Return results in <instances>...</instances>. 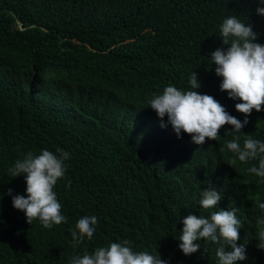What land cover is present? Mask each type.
I'll use <instances>...</instances> for the list:
<instances>
[{
    "label": "trees",
    "instance_id": "1",
    "mask_svg": "<svg viewBox=\"0 0 264 264\" xmlns=\"http://www.w3.org/2000/svg\"><path fill=\"white\" fill-rule=\"evenodd\" d=\"M255 0H0V194L24 193L22 176L7 169L42 148L70 153L55 191L67 223L43 228L0 199V264H68V258L109 241L127 239L169 264H216L215 246L184 256L179 222L199 209V190L222 191L221 209L236 207L247 260L264 264L255 236L264 225V183L228 166L231 139L224 125L216 141L177 139L148 108L168 84L187 89L195 71L198 91L243 119L218 88L210 56L220 47L228 15L247 19L264 43V19ZM241 131L264 140V105ZM166 120V118H165ZM84 215L98 219L91 240L71 246L70 229Z\"/></svg>",
    "mask_w": 264,
    "mask_h": 264
},
{
    "label": "clouds",
    "instance_id": "2",
    "mask_svg": "<svg viewBox=\"0 0 264 264\" xmlns=\"http://www.w3.org/2000/svg\"><path fill=\"white\" fill-rule=\"evenodd\" d=\"M255 14L264 19V0H255ZM220 47L210 56L214 75L219 78L218 88L234 102V110L243 114L238 119L225 110L213 96L198 91L200 81L193 71L187 78L188 88L179 89L172 84L165 86L159 94H153L147 101L150 108L161 121L160 126L170 127L177 139L187 135L190 142L202 145L207 140L216 141L218 130L230 126L226 131L231 139L224 147L232 153L228 166L238 162L248 165L246 172L264 183V140L243 134L248 125V116L260 112L264 105V43L258 42L253 25L246 19L232 14L224 17L219 25ZM166 118V120H165ZM70 153L56 148L39 150L38 154L28 151L16 159L7 169L12 178L23 177L24 193L13 194L12 189L0 194V199L8 195L11 206L24 214L26 222L35 219L45 228L67 223L61 212L62 205L54 190L57 181L65 177ZM222 191L214 185L199 190L196 204L206 215L189 213L179 222L182 224L177 248L184 256L196 253L201 241L215 246L216 264H242L247 260L246 243L240 239L241 219L236 207L219 208ZM264 212V202L259 203ZM264 225V215L258 219ZM98 219L95 215L81 216L70 229L71 246L77 248L84 240H91L96 231ZM255 247L264 251V228L255 236ZM68 264H169L155 251L135 250L131 241L117 239L106 246L95 247L91 252L83 251L68 258Z\"/></svg>",
    "mask_w": 264,
    "mask_h": 264
}]
</instances>
